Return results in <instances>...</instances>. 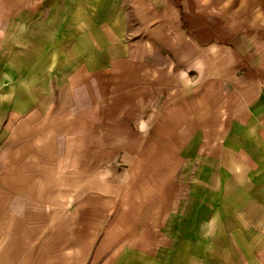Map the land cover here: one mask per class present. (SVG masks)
<instances>
[{
	"label": "crops",
	"instance_id": "obj_1",
	"mask_svg": "<svg viewBox=\"0 0 264 264\" xmlns=\"http://www.w3.org/2000/svg\"><path fill=\"white\" fill-rule=\"evenodd\" d=\"M10 45L0 202L77 203L59 264H264V0H0Z\"/></svg>",
	"mask_w": 264,
	"mask_h": 264
},
{
	"label": "rangeland",
	"instance_id": "obj_2",
	"mask_svg": "<svg viewBox=\"0 0 264 264\" xmlns=\"http://www.w3.org/2000/svg\"><path fill=\"white\" fill-rule=\"evenodd\" d=\"M3 25V20L1 21ZM128 40L134 44H138L139 37L135 35L127 36ZM135 45V54H139L141 49ZM12 49H5L0 51L2 58H16L21 62H28L30 58L29 51L14 50L13 45H10ZM25 60V61H23ZM19 89L23 92L29 91V83L21 82ZM92 86V84H91ZM157 90V89H156ZM153 94L158 92L151 90ZM19 198L13 197V200ZM61 198H57V200ZM75 200L76 198H70ZM12 198H6L5 204L0 202V264H59L61 263L62 254L69 252L67 245L64 244L71 238V236H79V229L77 223L82 218L83 214L79 213L77 209V203L71 202L70 208V228L62 229V214L55 213L54 227L49 228H31L22 227V222H25V215L19 210L16 214L15 206ZM1 201V200H0ZM57 202V201H56ZM55 202L54 208H61V206ZM22 216V217H21ZM17 218V219H16ZM38 222L35 224L44 225L45 215L39 217ZM60 224V227H59ZM75 228H74V227ZM64 242V244H62ZM78 246H73L69 254L77 256L79 250Z\"/></svg>",
	"mask_w": 264,
	"mask_h": 264
}]
</instances>
